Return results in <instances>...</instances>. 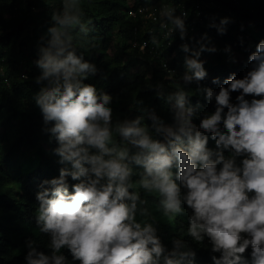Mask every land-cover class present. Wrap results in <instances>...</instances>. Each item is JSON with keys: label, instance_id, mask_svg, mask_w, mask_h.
Listing matches in <instances>:
<instances>
[{"label": "clouds", "instance_id": "1", "mask_svg": "<svg viewBox=\"0 0 264 264\" xmlns=\"http://www.w3.org/2000/svg\"><path fill=\"white\" fill-rule=\"evenodd\" d=\"M60 4L35 60L42 87L33 99L59 163L70 166L39 186L35 220L48 251L27 240L25 264H68L63 249L79 264H195L186 239H172L171 248L164 243L142 193L157 199L164 217L187 215V237L207 240L220 254L215 264H248L249 247L251 264H264V40L248 56L246 74L229 75L218 92L199 84L207 72L198 57L216 48L202 44L186 58L184 87L167 96L162 86L156 90L171 123L147 106L135 118L114 121L113 95L86 82L100 70L74 46L75 34L88 35L92 21L81 0ZM175 13V7L161 10L163 26L183 38L184 19ZM228 22L222 18L218 31ZM192 81L197 96L215 101L214 111L191 103ZM69 177L76 182L70 185Z\"/></svg>", "mask_w": 264, "mask_h": 264}, {"label": "trees", "instance_id": "2", "mask_svg": "<svg viewBox=\"0 0 264 264\" xmlns=\"http://www.w3.org/2000/svg\"><path fill=\"white\" fill-rule=\"evenodd\" d=\"M81 3L85 19L92 21L93 26L88 35L75 34L74 46L100 70L86 82L113 95L114 121L135 118L141 114L140 108L147 106L171 123L168 106L156 90L162 86L167 96L184 87L186 58L193 56L202 44L212 43L216 51L202 57L207 75L199 84L218 92L229 75L235 73L242 78L246 74L250 68L248 56L264 40V0H81ZM139 5L175 7V14L186 19L185 26L195 27L183 38L178 29L163 36L159 23L130 15L129 11ZM60 6V0H0V264H25L29 239L40 250L48 251V237L39 231L35 220L36 193L43 181L57 177L61 167L70 166L59 163L53 151L57 143L44 131L42 114L33 99L42 87L35 82L40 74L35 60L49 35L51 15ZM224 17L229 22L221 33L218 28ZM143 42H146L144 50ZM183 45H187L188 51ZM225 52L235 59H226ZM141 55L151 60V75L133 71ZM102 74L104 79L99 78ZM213 78H218V82L213 83ZM196 83L192 81L186 89L191 103L199 102L202 111H214L215 101L208 102L196 95ZM238 94L231 93L233 103ZM209 147H214L211 139ZM33 153L38 155L37 163L26 168L20 163L17 175H12L11 160L18 154L27 159ZM68 180L70 185L76 182L70 177ZM137 180L138 173L133 177L136 188ZM142 197L147 200L152 219L169 248L172 239L184 238L195 251V264H215L212 257L220 254L211 251L207 240L196 243L187 237V215L169 219L162 215L157 199L147 193H142ZM62 253L68 264H79L72 261L67 249ZM244 256L251 264V247Z\"/></svg>", "mask_w": 264, "mask_h": 264}, {"label": "rangeland", "instance_id": "3", "mask_svg": "<svg viewBox=\"0 0 264 264\" xmlns=\"http://www.w3.org/2000/svg\"><path fill=\"white\" fill-rule=\"evenodd\" d=\"M207 46L212 47V43H209ZM145 45L142 46V48H144ZM146 49V47L144 48ZM205 54L203 52L200 53V56L198 57V59L202 60L203 56H207L209 51H204ZM192 57V56H191ZM189 57V58H191ZM225 58L228 60H233L234 55L225 52ZM138 62L139 65L133 69V71H140L143 73H147L148 75H151L153 73V71L151 69L152 68V62L151 60L147 57V56H139L138 57ZM38 161V155L36 153H33L32 155H30L27 159L23 157L22 154H18L16 158L12 159L10 162V166L9 169L11 170L12 175H17L18 173V165L21 163V166H24V168L28 167V166H34V164H36ZM26 164H25V163Z\"/></svg>", "mask_w": 264, "mask_h": 264}, {"label": "built area", "instance_id": "4", "mask_svg": "<svg viewBox=\"0 0 264 264\" xmlns=\"http://www.w3.org/2000/svg\"><path fill=\"white\" fill-rule=\"evenodd\" d=\"M165 7H171V6L165 5L162 8H157V7H154V6H151V5H139L137 8H132L129 11V13H130V15H132L134 17L141 16L144 20L151 19L154 22L159 23V25L165 31L164 35L169 36L173 32V30H171V26L170 25H168L167 27L163 26L165 24V19H164L163 16H161V10L163 8H165ZM145 24H146V22L142 26H145ZM194 27H195L194 25H190V27L186 26L185 34H188L187 32H190L191 30H193ZM137 29H138V26H136V30ZM143 45H145V44H143Z\"/></svg>", "mask_w": 264, "mask_h": 264}]
</instances>
